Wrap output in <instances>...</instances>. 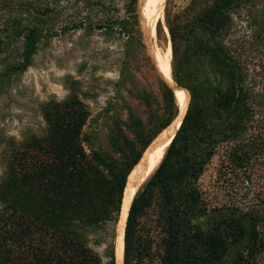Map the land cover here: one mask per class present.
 <instances>
[{"label":"trees","instance_id":"trees-1","mask_svg":"<svg viewBox=\"0 0 264 264\" xmlns=\"http://www.w3.org/2000/svg\"><path fill=\"white\" fill-rule=\"evenodd\" d=\"M137 2L129 1L120 23L126 31L132 20L138 25ZM183 20L169 22L172 70L190 103L163 161L134 197L124 264H264V0H192ZM13 25L0 53L4 39H24L22 61L11 66L24 71L38 30ZM163 78L154 128L135 121L134 138L122 130L121 139L111 136L118 156L87 148L90 114L80 100L46 109L47 134L19 146L0 179V264H118L130 174L180 113ZM215 159L230 196L221 206L201 184ZM210 213L211 222L200 224Z\"/></svg>","mask_w":264,"mask_h":264},{"label":"rangeland","instance_id":"rangeland-1","mask_svg":"<svg viewBox=\"0 0 264 264\" xmlns=\"http://www.w3.org/2000/svg\"><path fill=\"white\" fill-rule=\"evenodd\" d=\"M4 1L0 0V38L8 36L16 21L22 27L33 26L38 35L24 71L11 69L22 61L24 39H4L0 53V179L19 146L47 134L46 109L70 98L80 100L90 114L87 148L118 156L110 146L111 136L121 139L122 130L134 138L135 121L154 128L152 116L162 108L157 80L163 77L169 49L173 78L169 22L182 24L192 0H167L152 35L140 14L138 25L132 20L129 30L120 25L129 16L130 0H10L17 3L13 9ZM25 2L31 5L18 7ZM217 167L215 159L201 180L213 206L230 199ZM213 215L199 223L206 226Z\"/></svg>","mask_w":264,"mask_h":264},{"label":"bare ground","instance_id":"bare-ground-1","mask_svg":"<svg viewBox=\"0 0 264 264\" xmlns=\"http://www.w3.org/2000/svg\"><path fill=\"white\" fill-rule=\"evenodd\" d=\"M166 1L167 0H139L138 8L140 18L143 21V25L145 26L149 35L155 34L156 25L158 21H160L164 16ZM170 53L171 49L168 50V57H166L167 59L162 65V72L163 77L165 78L167 83L176 92V96L180 106V115L171 126L165 129L159 135V137L155 139V141H153L152 145L150 146V149H148L147 153L144 155L140 163L137 165V167L134 169V171L131 173V176L129 177V182L125 193L124 212L120 222L121 225H119V227H121L120 230L118 229V264H123L124 231L132 200L142 183L146 180L149 175H151L156 170V168L162 161L168 147L170 146V143L173 141L179 127L182 124L183 118L186 114V110L190 102V93L187 90L178 87L172 78L171 64L169 58Z\"/></svg>","mask_w":264,"mask_h":264},{"label":"water","instance_id":"water-1","mask_svg":"<svg viewBox=\"0 0 264 264\" xmlns=\"http://www.w3.org/2000/svg\"><path fill=\"white\" fill-rule=\"evenodd\" d=\"M189 103H190V102H189ZM188 106H189V105H188ZM187 110H188V108H187ZM187 110H186V113H187ZM179 115H180V113H179ZM179 115L177 116V118L179 117ZM185 115H186V114H185ZM184 117H185V116H184ZM177 118H176V119H177ZM183 120H184V118H183ZM182 123H183V121H182ZM181 125H182V124H181ZM180 127H181V126H180ZM164 130H165V129H164ZM164 130H163V131H164ZM178 130H179V129H178ZM163 131H162V132H163ZM162 132H161V133H162ZM161 133H160V134H161ZM160 134H159V135H160ZM159 135H158V136H159ZM158 136H157L156 138H158ZM171 143H172V142H171ZM171 143H170V144H171ZM145 152H146V151H145ZM165 154H166V153H165ZM164 156H165V155H164ZM142 158H143V157H142ZM142 158H141V160H142ZM163 159H164V157H163ZM163 159H162V161H163ZM141 160H140V161H141ZM140 161H139V162H140ZM162 161H161V162H162ZM161 162H160V164H161ZM138 164H139V163H138ZM160 164L158 165V167L160 166ZM158 167L156 168V170L158 169ZM156 170H155V171H156ZM155 171H154L151 175H149V176L146 178V180H145V181L142 183V185L139 187L138 191H139V190L142 188V186H143V185L149 180V178L155 173ZM130 175H131V174H130ZM128 182H129V179H128ZM128 182H127V186H128ZM127 186H126V189H127ZM126 189H125V193H126ZM138 191H137V192H138ZM125 193H124V200H125ZM136 194H137V193H136ZM136 194H135V196H136ZM135 196H134V197H135ZM124 200H123V205H124ZM133 200H134V198H133ZM133 200H132V203H133ZM132 203H131V206H132ZM131 206H130V209H131ZM122 210H123V207H122ZM129 211H130V210H129ZM128 215H129V213H128ZM126 223H127V220H126ZM124 236H125V231H124ZM123 264H124V259H123Z\"/></svg>","mask_w":264,"mask_h":264}]
</instances>
